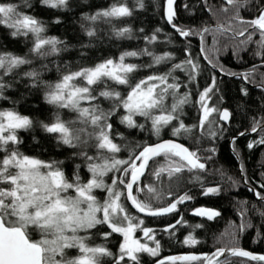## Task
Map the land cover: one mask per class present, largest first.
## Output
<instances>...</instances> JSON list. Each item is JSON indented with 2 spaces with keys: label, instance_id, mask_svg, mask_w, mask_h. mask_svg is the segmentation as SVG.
Wrapping results in <instances>:
<instances>
[{
  "label": "snow or ice",
  "instance_id": "snow-or-ice-1",
  "mask_svg": "<svg viewBox=\"0 0 264 264\" xmlns=\"http://www.w3.org/2000/svg\"><path fill=\"white\" fill-rule=\"evenodd\" d=\"M249 2L250 0H224L226 6H223L221 11L228 12V6L235 8V14L230 18L227 27L217 25L216 28L205 27L199 31L179 27L174 23L175 0H166L165 17L180 36L199 35L202 44L204 33L208 32L213 33L214 41L217 33L231 32L234 37L246 36V39L240 41V45L246 47L249 43H255L258 47L255 54L264 58V7L259 8L254 18L246 20L240 16V7ZM40 3L53 9H65L68 6V0H40ZM137 3L140 8L144 7L142 0H137ZM23 5L31 7L29 0H23ZM131 15L132 9L126 3L117 0L107 9L85 15L83 19L92 23L99 20L111 23L114 19L119 20ZM54 22L60 23L59 19ZM0 25L11 29L10 35L14 38L31 37L32 46L29 48V54L35 58L43 59L57 55L67 48L65 42L59 38L46 36L44 23L20 11V6L15 3L0 0ZM81 28L89 38L97 34L93 27L82 24ZM159 31V28L156 29L157 33ZM113 33L118 38L126 35L130 38L131 29L113 26ZM257 33L259 39L253 41V36ZM145 39L152 43L157 40V36L153 34ZM209 51L218 50L201 47V53L205 54V59L215 68L217 64L207 55ZM234 54L238 55V52ZM139 55L151 56L152 63L148 65L126 63L127 57ZM170 59L168 53L156 56L148 49L140 52L126 51L118 59L108 58L91 67L67 71L54 85H47L46 102L59 109L76 113V118L65 121L56 113L51 123L40 121V127L47 133L55 134L57 142L69 148L96 149L95 155H88V152L83 150L73 153L87 163L91 176L86 183L82 182L78 172L69 178L60 167L62 161L42 160L21 153L17 147H10L21 143L17 130H28L32 128L34 122L15 110H0V152L4 153L0 158V264H106L105 258L111 260V264H127V261L140 264L138 253L159 257L161 245L155 238L154 230L144 226V220L133 215L125 202L146 216L176 213L178 205L195 197L189 192H184L183 195L175 196L166 205L159 204L158 202L164 198L163 190L156 183H144L141 178L149 175L153 181L162 182V178L167 176L169 180L179 181L185 171L189 173L196 170L204 171L205 164L200 162L198 150L192 151L173 140L136 145V148L129 152L127 159L117 158L116 154L122 149L114 139L115 136L123 139V135L122 133L114 135L110 119L118 115L122 109L124 114L119 118L121 124L130 129L143 130L145 125L138 123L136 119L143 117L146 122H151V130L156 136L160 135L164 127L172 125L173 121H179L183 106L189 103L190 99L188 93L182 96L178 94L181 86L176 82L177 78L172 76V72L187 69L190 79L194 80L195 76L192 74L198 72V63L189 56L182 64L173 65L166 73H154L140 79L134 76L141 67L151 68ZM32 62L28 54L21 56L12 52H0V99H7L4 91L11 86L5 82L4 77L22 75L32 80L33 87L37 85L39 73L35 69L23 73L17 71ZM219 70L224 72L223 67ZM251 75V71L240 74L246 81ZM113 85L125 86L126 94H122ZM215 91L216 78L213 76L212 85L205 88L196 101L201 112L198 125L189 127L180 121L178 126H172L174 136L192 134L194 128H199L201 136L208 134L215 137L216 132L212 131V125L215 123L211 119L213 114H218L221 121H228L230 117L227 109L221 110L209 105L211 94ZM241 91L244 95L248 94L246 89L242 88ZM101 97L110 102L109 109L105 110L97 103ZM168 97L172 98L170 106L166 103ZM84 104L88 106H83ZM258 130L261 133L260 139L250 142L249 148L254 144H264V118L253 122L251 131ZM209 151L214 152V149ZM109 173L113 175L110 178L111 182L107 183L105 178ZM199 181V175H195L190 182ZM201 186V194L204 196L214 195L220 191L219 187ZM97 189L106 193L103 202L94 194V190ZM167 195L175 194L169 191ZM256 196L264 200V195L256 193ZM192 214L207 217L208 220L220 215L214 209L203 207L196 208ZM260 215L264 216V212H260ZM183 223L186 222L181 217L163 231L169 232L174 230L176 225ZM97 226H106L110 230L98 233L104 240L113 233L122 236L118 253H113L103 244H89L90 236L80 234L90 233ZM251 226L250 222H243L239 226H233V231L226 233L230 238L229 243L233 246L217 248L210 254L189 253L159 258L156 264H192L196 261L200 264H229L227 260L219 259L226 253L233 257L264 261V255H253L237 244L238 233ZM193 227L200 228L203 225L196 224ZM138 230L143 232L146 241H151L155 246L150 247L148 243H142L140 239L134 238V233ZM33 232L39 233L38 240L33 239ZM182 243L191 247L199 241L189 234ZM69 249H76L77 254L70 256L67 252Z\"/></svg>",
  "mask_w": 264,
  "mask_h": 264
},
{
  "label": "trees",
  "instance_id": "trees-1",
  "mask_svg": "<svg viewBox=\"0 0 264 264\" xmlns=\"http://www.w3.org/2000/svg\"><path fill=\"white\" fill-rule=\"evenodd\" d=\"M3 2L19 5L20 11L44 23L46 36L57 37L67 45L66 50L57 55L43 59L35 58L29 54L30 37L14 38L10 35L11 29L0 25V52H12L21 56L28 54L29 59L33 61L32 64L22 66L17 71L23 73L35 69L39 73V82L35 87L31 79L22 75L4 77L5 82L11 86L4 91L7 99H0V110H15L34 122L32 128L17 131L21 143L15 147L21 153L46 161L63 160L60 167L69 178L78 172L80 178L84 179L87 172L86 162L79 155H73V153H78L76 151L78 148L73 149L59 144L55 134L47 133L40 127V121L50 123L56 113L59 115L70 113L71 116H75L74 112L59 109L46 102L47 85L55 84L67 71L91 67L108 58L116 59L126 51L140 52L148 49L156 56L165 53L171 56L167 62L151 68L141 67L134 74L136 79L154 73H166L173 65L182 64L191 56L199 65L198 72L192 74L195 76L194 80L190 79L187 69H177L172 72V76L177 78L176 82L181 86L178 94L182 96L188 93L190 102L183 106L180 120L173 121L172 125L164 127L161 136H155L144 119L141 121L137 119L138 123L145 125L143 130L125 127L119 119L120 115L124 114L122 109L119 110L118 115L110 119L114 135L115 133L123 135V139L119 136H115L114 139V142L122 149L116 154L117 158L127 159L129 152L135 149L136 145L149 144L163 138H175L190 150H198V155L201 157L200 162L205 164L204 171L196 170L192 173L185 171L179 181L169 180L167 176L162 178V182L153 181L149 175L143 177L144 183H156L163 190L164 198L158 202L159 204L166 205L175 196L183 195L184 192H189L195 198L178 205L176 213L159 217L145 218L129 208L133 215L144 220V226L154 230L155 238L161 245L159 257L138 253L140 264H153L159 258L177 253H200L202 255L215 252L217 248L233 246L229 243L230 238L226 233L233 231V226H239L243 222H250L252 226L238 233V246L254 253L264 254V216L260 215V212H264V200L255 197L243 185L236 158L230 150L231 147L238 156L246 183L253 187L256 193L264 195V144H254L252 148L248 147L250 142L260 139L261 133L258 130L247 134L251 131L254 121L264 118V58L255 54L258 51L255 43H249L246 47L240 45V41L246 39V36L234 37L231 32L215 34V41L213 33H204L203 44L201 37L198 40L199 35L180 36L164 16L165 0H142L143 8L138 6L137 1L119 0L132 9V15L119 20L114 19L111 23H105L103 20L92 23L84 20L83 17L107 9L117 0H68V6L65 9L48 8L42 5L40 0H29L31 7H25L23 0H3ZM263 4L262 0H250L247 5L240 7V16L246 20L252 19ZM223 6H226L224 0H175L174 23L185 30L197 31L205 27L213 29L217 25L227 27L230 18L235 14V8L228 6L229 11L224 12L221 11ZM57 19L60 23L54 22ZM82 24L95 28L96 36L89 38L81 28ZM233 24H235L234 21ZM113 26L130 28V38L128 35L116 37L113 33ZM158 28L160 31L157 33ZM153 34H156L157 40L149 43L145 37H151ZM258 39L257 33L253 36V41ZM202 46L205 49L218 50L207 52V55L216 62L217 67L214 68L205 59V54L202 53L208 63L201 57ZM60 47L63 48L64 45ZM236 52L238 55L234 54ZM127 60L137 65L152 63V57L148 55L127 57ZM220 67H223L224 72L219 70ZM249 71L252 75L246 81L240 74ZM213 76L216 78V91L211 94L209 105L221 110L227 109L230 113L228 121L223 123L219 120L218 114H213L211 119L215 123L212 125V131L216 132L215 137L208 134L201 136L199 128H194L192 134L174 136L172 126H178L180 121L189 127L198 125L201 112L196 101L200 93L212 85ZM113 87H116L122 94H126L125 86L113 85ZM242 88L247 90V95L242 93ZM97 103L105 110L111 107L110 102L102 97ZM166 103L170 106L172 98L168 97ZM241 133L244 135L238 136ZM210 149H214V152L209 151ZM158 159L162 160V158ZM195 175H199L200 181L190 182ZM201 185L219 187L220 191L214 195L204 196L201 194ZM169 191L175 195L168 196ZM200 207L214 209L220 215L212 220L193 215V211ZM181 217L186 223L176 225L175 229L169 232L163 231L169 225L175 224L176 220ZM196 224H202L203 227L194 228ZM107 231L106 227L97 226L92 230V238L96 237L95 241H102L101 244L110 248L113 253H118L119 235L113 233L107 240H104L98 234ZM140 234L141 231L138 230L135 237L142 239ZM189 234H192L199 243L191 247L184 245L182 241ZM149 246L154 247L155 245L150 241ZM225 260L229 264H263L233 256ZM105 261L106 264H111L108 258H105ZM127 264H133V262L127 261ZM192 264H200V262L196 261Z\"/></svg>",
  "mask_w": 264,
  "mask_h": 264
},
{
  "label": "rangeland",
  "instance_id": "rangeland-1",
  "mask_svg": "<svg viewBox=\"0 0 264 264\" xmlns=\"http://www.w3.org/2000/svg\"><path fill=\"white\" fill-rule=\"evenodd\" d=\"M133 1H137V0H133ZM30 40H31V37H30ZM30 46H32V42H31V44H30ZM162 55H164V54H159V55H157V56H162ZM119 57H117L116 59H118ZM131 61V60H130ZM128 61L127 60V58H126V63H132L133 64V62L131 61ZM54 85V84H53ZM54 106V105H53ZM83 106H86L85 104L83 105ZM56 107V106H55ZM75 114V116H71L70 115V113H60V118L62 119V120H65V121H71V120H75V118H76V113H74ZM136 119H140L139 121H141L142 119H144L145 120V118H143V117H137ZM54 119H52L51 121H50V123L53 121ZM147 125L149 126V128H150V130H151V122L150 121H147ZM18 131V130H17ZM152 131V130H151ZM162 132H163V130H161V132H160V135L159 136H161L162 135ZM156 136V135H155ZM10 147H15V146H12V145H10ZM85 149H87V150H83V151H87L88 152V155H95L96 154V149L95 148H92V147H86ZM82 149L81 148H78L76 151L77 152H80ZM3 155H4V153H2V152H0V158H2L3 157ZM120 159H125V158H120ZM62 162H64L63 160H62ZM63 164V163H62ZM86 169H87V172H86V174H85V177H84V179H81L82 180V182H87V180L90 178V176H91V173H89V171H88V168H87V163H86ZM113 174L112 173H109V175H108V177H106L105 178V180H106V182L107 183H110L111 182V176H112ZM4 187H7V185H3ZM73 195H74V193H72ZM94 194L97 196V198L101 201V202H103V199H104V197H105V195H106V193H104L103 191H101V190H99V189H97V190H94ZM104 227H106V226H104ZM107 228V227H106ZM107 230L108 231H110L108 228H107ZM114 234H116V233H114ZM117 235H119V234H117ZM33 237L35 238V239H39L40 238V235H39V233H37V232H33ZM119 237H120V241H119V244H120V242L122 241V236H120L119 235ZM140 237H142V239H140L141 240V242L142 243H148L149 244V242L150 241H146L145 239H144V237H143V232L141 231V234H140ZM95 238L96 237H93L92 238V244L94 245V244H101L100 242H102V241H95ZM134 238H136L135 237V233H134ZM136 239H139V238H136ZM119 244H118V246H117V251H118V249H119ZM104 245V244H103ZM74 254H76V253H74Z\"/></svg>",
  "mask_w": 264,
  "mask_h": 264
},
{
  "label": "water",
  "instance_id": "water-1",
  "mask_svg": "<svg viewBox=\"0 0 264 264\" xmlns=\"http://www.w3.org/2000/svg\"><path fill=\"white\" fill-rule=\"evenodd\" d=\"M174 7V6H173ZM261 7H264V4L261 6ZM260 7V8H261ZM165 8H166V0H165V3H164V16H165ZM259 10V9H258ZM258 10L256 11V13H255V15H254V17L257 15V13H258ZM253 17V18H254ZM166 18V17H165ZM199 38H200V36H198V40H199ZM200 54H201V57L204 59V57H203V55H202V53L200 52ZM204 61L205 62H207L205 59H204ZM208 63V62H207ZM224 110V109H223ZM223 123H226L227 121H222ZM252 133H255V132H252V131H250V132H247V134H252ZM241 134H239L238 136H240ZM237 136V137H238ZM162 140H173V141H175L176 143H179V144H182V145H184L185 147H187L184 143H182L181 141H179V140H177V139H175V138H163V139H158V140H156V141H154V142H152V143H149V144H155V143H158V142H160V141H162ZM230 150H231V152L234 154V156H235V158H236V162H237V165H238V170H239V172H240V176H241V178H242V182H243V185L250 191V189H252V191H250L251 193H253V195L256 197V191H255V189L253 188V187H251L249 184H247L246 183V181H245V179H244V175H243V173H242V170H241V167H240V162H239V159H238V156L233 152V150H232V148L230 147ZM151 163V162H150ZM141 179H143V177L141 178ZM127 203V205H128V207L132 210V211H134L136 214H138V215H140V216H142V217H145V218H152L153 216H146L144 213H138L137 211H136V209H134V208H132V206H131V204L130 203H128V202H126ZM156 217H159V216H156ZM243 250H246V251H249V250H247V249H245V248H242ZM249 252H251V251H249ZM253 255H257V256H260V255H264V254H260V253H254V252H251ZM185 254H189V253H177V254H172V255H169V256H175V255H185ZM191 254H196V255H201L200 253H191ZM229 257H232L231 255H229V254H225V256H222V257H220L219 259L220 260H225V259H227V258H229ZM253 261H256V262H259V263H263L264 264V261H258V260H253ZM153 264H156V262L155 263H153Z\"/></svg>",
  "mask_w": 264,
  "mask_h": 264
},
{
  "label": "flooded vegetation",
  "instance_id": "flooded-vegetation-1",
  "mask_svg": "<svg viewBox=\"0 0 264 264\" xmlns=\"http://www.w3.org/2000/svg\"><path fill=\"white\" fill-rule=\"evenodd\" d=\"M126 203V202H125ZM126 205H127V203H126ZM127 207H128V205H127ZM129 208V207H128ZM81 235H89L90 236V239H89V241H88V243L89 244H92V230H91V232L90 233H80ZM67 252H68V254L70 255V256H74V255H76L77 254V250L76 249H69V250H67ZM74 253H76V254H74Z\"/></svg>",
  "mask_w": 264,
  "mask_h": 264
}]
</instances>
